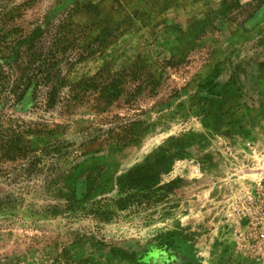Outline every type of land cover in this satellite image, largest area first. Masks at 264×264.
Returning <instances> with one entry per match:
<instances>
[{
  "label": "rangeland",
  "instance_id": "rangeland-1",
  "mask_svg": "<svg viewBox=\"0 0 264 264\" xmlns=\"http://www.w3.org/2000/svg\"><path fill=\"white\" fill-rule=\"evenodd\" d=\"M256 3L0 0V114L26 155L0 154V264H198L203 230L208 264H264L227 221L235 193L264 176ZM46 68L38 89L21 85ZM101 69L122 75L119 94L82 85ZM138 168L149 179L128 188ZM218 212L234 229L222 259Z\"/></svg>",
  "mask_w": 264,
  "mask_h": 264
},
{
  "label": "trees",
  "instance_id": "trees-1",
  "mask_svg": "<svg viewBox=\"0 0 264 264\" xmlns=\"http://www.w3.org/2000/svg\"><path fill=\"white\" fill-rule=\"evenodd\" d=\"M264 0H257L256 5H254L255 7H258L259 5L263 4ZM254 7V8H255ZM252 16V15H250ZM65 45H63L62 43H58L57 45V49H64ZM135 71H134V79H138L139 77V70L141 69V67L135 66ZM42 76H40L39 78H37L36 75H27L25 77V80L23 83H21L22 86H24L26 84V86L28 87L29 85L32 84L33 80H36V89H38V87L41 84V81L44 79H48L51 76V71H49V68H46L44 70L41 71ZM46 74V77H44V75ZM122 75H120L119 73L117 74H111V73H106L104 72V70H100L93 78H90L89 81H86L85 83H83L82 85L85 86H91L94 88H98L103 95H109V96H114L116 94H119L121 92L122 89V85L118 84L120 82L119 78ZM148 74L145 77H147ZM92 80V81H91ZM144 81V79L142 80ZM65 82V81H64ZM143 84V83H141ZM19 87V89L22 88ZM60 86L58 85H54L52 87V89L49 92V95L51 96V98H56V93L58 91ZM75 87L79 88V85H75ZM72 89L74 90V86H72ZM122 129V127H121ZM123 132H125L126 134L124 136H119L117 139V143L118 144H124L127 145L129 142L134 140V135L133 133L127 131L126 127H123L122 129ZM18 141L19 139L17 138V136H11L7 133V127L4 126V120L2 119V116L0 114V154L1 157L5 158V159H17L18 156H26L25 152H23V147L18 145ZM25 158V157H24ZM35 161H37V159H32L29 158L28 159V163L29 164H33ZM141 170L140 168L133 170L131 172H129V174L127 175V178L125 179V184L129 187H135L137 186V184H140L141 182H143L146 179H149L148 175H142L141 174ZM79 208H86L85 206L83 207H79ZM116 253H120L123 256H128L126 255L122 250H117L115 251V249L113 250ZM115 253V254H116Z\"/></svg>",
  "mask_w": 264,
  "mask_h": 264
},
{
  "label": "built area",
  "instance_id": "built-area-1",
  "mask_svg": "<svg viewBox=\"0 0 264 264\" xmlns=\"http://www.w3.org/2000/svg\"><path fill=\"white\" fill-rule=\"evenodd\" d=\"M249 146L254 148L251 142ZM253 180L251 185L243 186L235 193L233 207L227 217L228 223L234 219L240 246L245 251L247 248L255 251L264 249V176Z\"/></svg>",
  "mask_w": 264,
  "mask_h": 264
},
{
  "label": "crops",
  "instance_id": "crops-1",
  "mask_svg": "<svg viewBox=\"0 0 264 264\" xmlns=\"http://www.w3.org/2000/svg\"><path fill=\"white\" fill-rule=\"evenodd\" d=\"M196 216L198 217L199 220H202L203 222H204L205 219H207V215L205 216V212H203V211H201V213L199 212ZM214 216H218V218H216L215 222H213L214 227L212 229V232L215 233L216 237L220 240V241H216L217 242L216 248L218 249L216 251V256H217V258L222 259L217 254L219 252H221V251H224L225 249L228 250V251L230 250V247L233 244L232 243V238H233V234H234L233 233L234 229L232 227L228 228L227 225L223 224L222 213L221 212L216 213V215H214ZM208 236H210V232L209 231L205 232V230H203L201 232V234L197 233V235H196V241H197L196 244H195L196 253H197L196 256H197V258H199L198 262H200L198 264H208L209 263L208 260L211 259V256L208 255L209 254L208 247H210L209 246L210 243H208L210 241L207 240ZM213 247H215V246L212 244V248ZM207 257H210V258L205 260ZM212 257H215V255L212 256ZM200 259H202V260H200Z\"/></svg>",
  "mask_w": 264,
  "mask_h": 264
}]
</instances>
